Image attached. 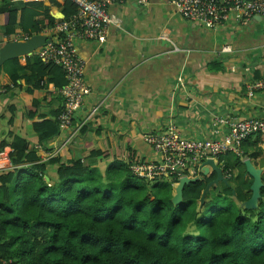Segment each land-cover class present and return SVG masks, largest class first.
I'll use <instances>...</instances> for the list:
<instances>
[{
  "label": "trees",
  "instance_id": "trees-1",
  "mask_svg": "<svg viewBox=\"0 0 264 264\" xmlns=\"http://www.w3.org/2000/svg\"><path fill=\"white\" fill-rule=\"evenodd\" d=\"M49 2L62 7V18L53 17L43 1L0 0L3 33L9 36L19 29L29 37L77 12L70 0ZM2 67L13 83L23 78L29 90L46 83L61 87L66 82L59 65L35 54L27 56L24 64L11 58ZM38 104L33 100L26 107L27 116L35 115ZM59 111L33 122L41 145L58 134ZM7 137L0 141V150L6 145L11 148V167L0 170V260L13 264H264V184L256 208L242 206L251 195L252 178L239 183L240 172L233 166L244 164L232 152L219 158L236 156L233 166L224 160L220 164L230 186L212 185L200 205L202 190L216 177L215 171L186 183L182 200L173 203L174 180L149 181L132 174L129 163L144 158L128 139L106 149L86 141L78 154L61 162L57 156L42 161L27 139L11 131ZM99 159L106 162L104 169ZM50 163L57 164L56 177L46 180ZM233 180L238 185H232Z\"/></svg>",
  "mask_w": 264,
  "mask_h": 264
},
{
  "label": "crops",
  "instance_id": "crops-1",
  "mask_svg": "<svg viewBox=\"0 0 264 264\" xmlns=\"http://www.w3.org/2000/svg\"><path fill=\"white\" fill-rule=\"evenodd\" d=\"M43 2L53 17L62 18L61 6ZM108 10L114 21L107 28L105 40H79L75 44L84 61L83 77L90 91L75 112L72 125L59 130L45 145L39 143L33 122L51 118L61 107L57 88L46 83L29 90L23 78L13 83L0 67V85L6 87L0 93V141L8 139L11 131L27 139L40 159L45 152L64 145L55 156L67 162L86 141L106 149L108 144L113 147L128 139L143 158L152 159L156 154L143 135L162 132L171 123L185 138L218 139L227 129L219 119L264 120V90L246 89V83L255 79L253 75L264 79L263 17L255 15L245 24L227 21L217 28H207L183 18L170 0H149L147 5L125 0ZM3 32L0 13V44L25 37L19 29L9 36ZM42 33L55 36L53 29ZM26 57L18 58L21 64ZM178 77L183 78V85ZM33 100L39 104L35 115L29 117L26 107ZM241 146L240 159L243 162L249 158L262 169L263 180L264 137L252 135ZM10 150L8 145L0 150L6 168L11 167ZM252 152L256 155L249 157ZM235 155H225L217 165L224 160L233 166ZM105 165V161H99L101 169ZM233 167L240 172L239 183L249 181L245 165ZM56 169V163L47 164L46 176L54 179ZM238 181L231 183L236 186Z\"/></svg>",
  "mask_w": 264,
  "mask_h": 264
},
{
  "label": "built area",
  "instance_id": "built-area-1",
  "mask_svg": "<svg viewBox=\"0 0 264 264\" xmlns=\"http://www.w3.org/2000/svg\"><path fill=\"white\" fill-rule=\"evenodd\" d=\"M70 1L76 4L77 12L67 19L58 21L52 28L55 33L54 38L51 37L49 42L33 52L43 61L59 65L64 72L65 84L56 87L62 97V105L57 115L59 130L67 129L72 125L75 112L81 107L84 96L90 91L83 77L84 61L78 56L76 42L79 40L104 41L107 28L114 21V17L109 13V7L125 0ZM134 1L139 5L149 3V0ZM170 1L183 18L207 28H217L227 21L245 24L255 15L264 18V0ZM26 38L28 37L25 36L24 39ZM223 49H228V46H224ZM177 81L181 85L183 78L178 77ZM5 89V86L0 85V93ZM246 89L250 92L264 90V79L248 81ZM218 121L223 122L227 127L226 132L218 139L185 138L173 123L162 132L145 133L143 138L152 147L156 157L131 161L129 169L137 177L149 181L156 178L174 180L172 185H175L181 177H199L206 159L210 158L218 164L220 156L227 152L241 157L243 156L241 143L247 137L251 135L264 137V120L261 118H227ZM62 146L64 145L56 151L45 152L41 160L54 157ZM4 168H6L4 162L0 159V170ZM0 264L13 263L11 260L2 259Z\"/></svg>",
  "mask_w": 264,
  "mask_h": 264
},
{
  "label": "water",
  "instance_id": "water-1",
  "mask_svg": "<svg viewBox=\"0 0 264 264\" xmlns=\"http://www.w3.org/2000/svg\"><path fill=\"white\" fill-rule=\"evenodd\" d=\"M259 16V15H258ZM261 17V16H260ZM51 36L44 33H36L24 40H9L0 45V67L4 62L11 58H22L31 55L38 47L43 46L50 41ZM246 172L251 176L252 182L250 185L251 195L248 200L242 202V206L252 209L256 208L258 198L260 197V188L262 187L263 180L261 177L262 169L255 167L249 158L243 160ZM215 171L216 177L209 181L205 188L202 190L199 199L200 205L204 202L205 194L209 191L212 185H218L219 182L230 186L226 177L223 176L222 168L219 167L212 159H206L202 165V174L207 175L209 170ZM197 177L188 178L181 177L175 187V193L172 196V202L178 203L182 200V190L186 183L195 180ZM49 180L48 176H45ZM232 193L235 195L234 189Z\"/></svg>",
  "mask_w": 264,
  "mask_h": 264
},
{
  "label": "bare ground",
  "instance_id": "bare-ground-1",
  "mask_svg": "<svg viewBox=\"0 0 264 264\" xmlns=\"http://www.w3.org/2000/svg\"><path fill=\"white\" fill-rule=\"evenodd\" d=\"M33 54V53H32ZM44 161H46V160H44Z\"/></svg>",
  "mask_w": 264,
  "mask_h": 264
},
{
  "label": "rangeland",
  "instance_id": "rangeland-1",
  "mask_svg": "<svg viewBox=\"0 0 264 264\" xmlns=\"http://www.w3.org/2000/svg\"><path fill=\"white\" fill-rule=\"evenodd\" d=\"M1 35V34H0ZM0 45H2V44H0Z\"/></svg>",
  "mask_w": 264,
  "mask_h": 264
}]
</instances>
